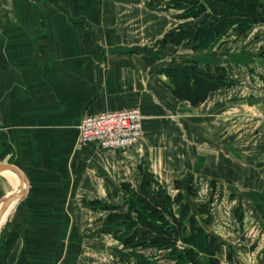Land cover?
I'll use <instances>...</instances> for the list:
<instances>
[{
  "label": "crops",
  "instance_id": "0c3cea01",
  "mask_svg": "<svg viewBox=\"0 0 264 264\" xmlns=\"http://www.w3.org/2000/svg\"><path fill=\"white\" fill-rule=\"evenodd\" d=\"M1 4L10 12L9 26L0 23L9 55L0 132L24 184L0 172V208L18 196L0 224V264H161L157 242L173 237L136 202L130 209L142 184L181 196L214 238L217 264H264V60L249 61L234 35L201 50L166 41L179 0ZM190 64L246 78L193 107L159 73ZM130 108L144 117L137 144L109 152L79 143L84 116ZM177 214H161L166 228Z\"/></svg>",
  "mask_w": 264,
  "mask_h": 264
},
{
  "label": "trees",
  "instance_id": "16d2710c",
  "mask_svg": "<svg viewBox=\"0 0 264 264\" xmlns=\"http://www.w3.org/2000/svg\"><path fill=\"white\" fill-rule=\"evenodd\" d=\"M186 3H191L193 10L188 15L175 16V19L179 21L188 18L190 21L187 24L181 23L177 25L173 31L170 30L166 38V40H170L174 45L191 46L193 50L206 49L209 44L220 37L246 35L255 22H257L256 18L252 15L229 17L215 15L205 11L196 0H179L177 8L184 9L187 5ZM186 31L187 33L184 35L183 33ZM159 73H163L168 77L171 83L169 89L174 97L179 101L189 103L193 107L205 102L211 93L230 83L222 78L223 74L226 75V70L222 69L218 74L212 75L209 72L199 71L193 64H190L188 67H167ZM145 188L142 184V190L137 195V199L135 201L133 198L130 199V209L135 207L134 202H136L151 217L155 216V218H151L153 219L152 221L158 220L159 233H171L173 242H170L169 237L168 239H160L157 242L159 250L173 249L181 242L183 245L197 251L210 255L214 254L216 251L214 238L208 236L202 228L197 227L196 219L193 215L188 216V206L183 203L182 199L178 201L180 210H178L174 225L171 228H166L164 223H162L161 214L170 215L171 208L167 203L170 201V196H167L161 190L150 195L146 192ZM204 208H206L205 205H199L200 211H204ZM185 220L192 227L189 234L185 233ZM207 241L208 245L205 246ZM177 259H182V257H177Z\"/></svg>",
  "mask_w": 264,
  "mask_h": 264
},
{
  "label": "rangeland",
  "instance_id": "374dc122",
  "mask_svg": "<svg viewBox=\"0 0 264 264\" xmlns=\"http://www.w3.org/2000/svg\"><path fill=\"white\" fill-rule=\"evenodd\" d=\"M198 1V4L200 7L203 9L211 10L215 14H219L221 16H236V15H252L256 18L257 22H255L254 26H259L256 29H253V27L248 31V34H253V36L257 37V39H253L252 37L249 36H237V39L239 42V49H241L243 46H246V49L251 50L246 51V57L250 61V58L255 62L260 63L261 60H264V0H218L221 6L213 3L211 0H196ZM186 7L184 9L181 8H175L174 11H171V14L174 16L178 15H188L191 10H193V5L191 3H186ZM219 6V7H218ZM158 9H163V8H158ZM168 10V8H167ZM170 10V8H169ZM9 12H10V7L9 5H0V23L4 25L5 29L9 26ZM187 17V16H186ZM176 20V19H175ZM186 21L184 24H187L188 18L185 19ZM177 21V20H176ZM176 24H181V22H176ZM255 31V32H254ZM170 32V31H169ZM169 32L167 36L169 35ZM254 32V33H253ZM4 29H0V69H8V64H9V55L6 54V49L7 45ZM179 33V31H178ZM187 33L184 32L183 34L185 35ZM7 34V30H6ZM166 36V38H167ZM170 41V40H166ZM165 44H161V48H164ZM252 48V49H250ZM257 52H256V51ZM256 52L257 54H254L252 52ZM256 68L259 69L257 66ZM258 72V71H257ZM264 73V72H263ZM4 72H0V75H4ZM246 76V71L244 72ZM260 74V72H259ZM264 76V74H261ZM232 76V75H230ZM242 77L245 79L246 77ZM222 78L225 80H231L233 81V85L239 84V82L243 79L238 76H232V78L222 75ZM245 84L240 85V87L243 88V91L245 92L246 89H244ZM241 88V89H242ZM8 93L9 89L7 88H0V128L9 126V121H7L2 115H4V105H7L8 102ZM7 121V123H6ZM4 129V128H3ZM9 133V132H8ZM7 143L9 144V135L8 134H3L0 132V162L3 163H9V150L6 149ZM162 192L164 194L165 190L162 189ZM182 198L181 196H174L170 197V201H168V205H170V208H172L173 211L178 212L179 209V204L178 201H180ZM176 214V213H175ZM123 218V216L120 217V219ZM126 219L127 217L124 216ZM200 224L201 221L199 220ZM185 226L187 227L188 230H191V225L186 223ZM188 233V231H187ZM209 235V233L206 231ZM208 245V241L205 243V246ZM216 250L218 249L217 246ZM158 254L157 256L159 257V261H161V264H217V260L214 257V255H210L208 253H203L202 251H197L195 249L189 248L186 245H183L181 242L177 244V246L173 249H170L167 252H163L161 250H157ZM177 257H182V259H177Z\"/></svg>",
  "mask_w": 264,
  "mask_h": 264
},
{
  "label": "built area",
  "instance_id": "2783aa9c",
  "mask_svg": "<svg viewBox=\"0 0 264 264\" xmlns=\"http://www.w3.org/2000/svg\"><path fill=\"white\" fill-rule=\"evenodd\" d=\"M144 117L137 108L84 116L79 123V143L97 144L113 152L137 144L143 137ZM264 129V118L262 119Z\"/></svg>",
  "mask_w": 264,
  "mask_h": 264
},
{
  "label": "water",
  "instance_id": "95a60500",
  "mask_svg": "<svg viewBox=\"0 0 264 264\" xmlns=\"http://www.w3.org/2000/svg\"><path fill=\"white\" fill-rule=\"evenodd\" d=\"M0 172H12V173H14L19 177L21 184L22 185L24 184L23 173L21 172V170L19 168H17L14 165L9 164V163L0 162ZM21 193H22V190H20V194ZM16 197H18V196H13V197L9 198L8 200H6L2 204V206L0 208V224H1V221L5 215V212L7 211L8 207H9V205L16 199Z\"/></svg>",
  "mask_w": 264,
  "mask_h": 264
},
{
  "label": "bare ground",
  "instance_id": "6f19581e",
  "mask_svg": "<svg viewBox=\"0 0 264 264\" xmlns=\"http://www.w3.org/2000/svg\"><path fill=\"white\" fill-rule=\"evenodd\" d=\"M3 174H5L6 176H9V172H5V173H3Z\"/></svg>",
  "mask_w": 264,
  "mask_h": 264
}]
</instances>
